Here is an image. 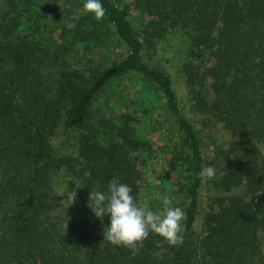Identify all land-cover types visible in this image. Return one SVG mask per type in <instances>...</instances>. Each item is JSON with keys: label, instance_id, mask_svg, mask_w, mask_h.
I'll list each match as a JSON object with an SVG mask.
<instances>
[{"label": "trees", "instance_id": "obj_1", "mask_svg": "<svg viewBox=\"0 0 264 264\" xmlns=\"http://www.w3.org/2000/svg\"><path fill=\"white\" fill-rule=\"evenodd\" d=\"M49 2L57 17L43 7ZM84 2L0 0V264H264V0H101L100 21L83 12ZM32 6L42 19L54 17L50 30L21 28ZM108 26L125 47L122 57L73 58L77 43L106 38ZM167 36L178 43L183 106L170 74L143 59ZM127 74L142 87L138 104L117 107V94L92 111ZM136 107L140 115L161 109L167 123L164 165L173 181L156 189L145 176L152 147L138 133ZM150 120L151 132L161 127L162 119ZM216 126L225 138L208 153L203 138ZM205 166L216 169L207 182L199 176ZM114 176L132 187L138 205H163L165 196L179 202L181 246L150 234L132 256L103 240L110 218H96L88 196ZM60 183L78 195L58 218Z\"/></svg>", "mask_w": 264, "mask_h": 264}, {"label": "rangeland", "instance_id": "obj_2", "mask_svg": "<svg viewBox=\"0 0 264 264\" xmlns=\"http://www.w3.org/2000/svg\"><path fill=\"white\" fill-rule=\"evenodd\" d=\"M43 7L46 9V12L50 14L51 11H54V16L57 17L58 12L56 11L57 8H53L50 5V2L43 5ZM54 9V10H53ZM42 12L41 9H39L36 6H32L29 8L27 11L25 18L22 21L21 28L25 30H29L34 32L36 35L40 34L41 31H47L50 30L52 24L50 23L54 17L51 15L47 19H42L40 16V13ZM133 12H131L132 14ZM130 22L134 26L137 27V21L134 20V17L130 15ZM107 28V27H106ZM109 33L106 34V38L101 34L100 36L97 37H92L87 41L83 43H77L76 48H77V53L74 54L75 58L76 56L78 59L81 61H84V58H82V54H87L88 57L91 55V61L95 63L94 61L98 60L102 62H110L113 59H118L122 57L125 53V47L118 41H116V38L112 32V28L109 27ZM34 34V35H35ZM53 34V33H52ZM55 34V33H54ZM177 39L176 37L173 36H167L166 40L161 41L155 48L154 52H150L148 55H144L143 59L145 62L151 66H157L158 68H161L168 72L170 74L173 85L176 88V92L179 98V103L180 106H183L184 102V92H183V87L181 82H179L177 78V70H176V61L174 59L176 58V52L178 50L177 47ZM85 46H88L87 48ZM85 47V49H84ZM95 50L91 54L87 53L89 49ZM72 58V59H73ZM71 59V58H70ZM178 62V61H177ZM127 76V77H126ZM125 77L115 79L111 81L110 85L107 87L105 92L100 93L97 96V99L94 100V104L91 107L92 111H97L98 109L104 107L105 104V99L106 101L109 99L113 98V95L121 94V102L120 105L116 104L117 107H127L131 109L133 106H136L140 100L139 92L137 90H140L142 87L139 86V81H137L135 78L132 77V75H126ZM123 87V89H121ZM134 89L135 92H134ZM120 90L122 92L120 93ZM154 93V92H153ZM119 96V95H118ZM153 95H151L152 97ZM115 101V100H114ZM134 102V105H133ZM138 108V107H136ZM138 115L139 114V108H138ZM148 116V118H147ZM151 116L153 117L154 121H156V118L162 119V125L160 128L156 129L154 132H151L149 130V127L146 125V123L151 124L152 121L150 120ZM163 113H161V109L159 108H154V109H148L147 114H141L139 116L140 122L138 124V133L142 138L147 137L149 139V142L152 147V152L150 154H147L149 156V159L147 161V171H150L152 175L158 179L161 183H166L169 180L172 182L173 181V175L171 173H166V167L164 165V159L168 155V150H169V145L167 142L166 137L169 136L167 135V131L165 130L167 123L163 119ZM150 117V118H149ZM213 136L209 137L207 140L206 138H203L205 141L208 142V153L211 152L213 149V146L218 144V141H221L222 138H225V135L223 133V130L220 129L218 126H216L214 129L211 130ZM162 184V185H163ZM57 192L61 193L64 191L66 184L60 183L57 185ZM151 186H154V188H157V184L149 183V188ZM148 190V189H145ZM150 191V190H148ZM151 192V191H150ZM154 197V196H153ZM205 197L206 194L203 189L200 190V195H199V201H200V207L199 211L196 215L195 221H194V231L197 235L200 234V220H201V215L202 212L205 208ZM152 198V197H151ZM179 202H172V206H177ZM147 204V206L153 210V211H162L163 205L160 203L157 204H151L150 202H145L144 200L140 203L141 206Z\"/></svg>", "mask_w": 264, "mask_h": 264}, {"label": "clouds", "instance_id": "obj_3", "mask_svg": "<svg viewBox=\"0 0 264 264\" xmlns=\"http://www.w3.org/2000/svg\"><path fill=\"white\" fill-rule=\"evenodd\" d=\"M82 10L84 13L91 14L97 21L103 19L105 15L101 0H85ZM80 15V12L72 15L70 22L66 24L69 30L75 29ZM215 175L216 169L211 166L203 167L199 173L203 182L213 179ZM145 176L149 183L160 182L150 171H146ZM132 192V187L122 183L115 176L107 181L104 189L97 188L90 191L87 207L92 214L101 220L105 216L110 218V223L103 232V240L114 246L130 249L132 256L138 254L150 234L158 235L171 247L181 246L185 212L180 207L172 206V199L167 196L163 198L162 211H153L147 204L138 205ZM77 195L75 188L69 191L66 185L64 191L57 195L62 199L58 207H53V215L58 218L66 216V210L74 205ZM155 254L160 255V253Z\"/></svg>", "mask_w": 264, "mask_h": 264}]
</instances>
